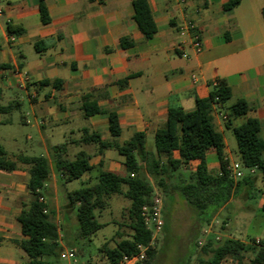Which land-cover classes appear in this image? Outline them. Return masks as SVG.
<instances>
[{
    "label": "crops",
    "instance_id": "crops-1",
    "mask_svg": "<svg viewBox=\"0 0 264 264\" xmlns=\"http://www.w3.org/2000/svg\"><path fill=\"white\" fill-rule=\"evenodd\" d=\"M44 1L48 23L41 20L39 0H0V64L7 65L0 69V105L17 102L21 123L36 131V144L44 149L39 155L46 156L52 168L45 191L53 194L59 183L53 162L55 145L66 142L65 157L69 159L82 150L90 155L94 168L79 178L83 185L93 184L100 169L123 175L124 156L116 148L100 151L97 143H85L83 137L96 133L102 140L122 144L134 133L145 132L146 143L154 141L170 107L194 109L196 99L208 97L220 79L232 90L230 103H214L211 110L213 124L224 138L225 160L228 164L239 161L237 140L226 125L229 107L237 100L244 99L250 110L245 117L231 118L230 124L257 118L264 139V0H240L229 11L224 10L228 0H148L158 27L149 40L133 19V0ZM188 20L201 36L200 51L193 47L191 34L179 33L180 25ZM9 23L23 31L11 34ZM123 37H130L134 45L123 48ZM24 73L29 81L24 80ZM126 78V83H119ZM85 94L102 109L117 112L119 137L111 135L106 115H84ZM12 121L0 116V127ZM7 136L16 144L15 134ZM26 139L33 141L34 135L28 133ZM61 139L63 142H58ZM0 140L7 142L2 135ZM151 149L155 150V145ZM20 155L28 154L13 156L15 170H0V264L29 261L19 245L25 236L17 216L30 200V165L20 162ZM174 157L179 158L177 151ZM206 160L210 171L220 173L215 149L206 152ZM198 163L194 160L188 168L194 171ZM245 169L254 175V185L242 184L214 219L221 222L224 238L249 243L264 236H236L241 230L232 227L229 214L232 204L237 211L264 210V182L257 168ZM72 181L61 182L66 192L71 191L67 186ZM116 195L121 194L111 197ZM199 255L205 254H194L198 262ZM251 255L248 252L241 261L227 256L221 264H250Z\"/></svg>",
    "mask_w": 264,
    "mask_h": 264
},
{
    "label": "trees",
    "instance_id": "trees-1",
    "mask_svg": "<svg viewBox=\"0 0 264 264\" xmlns=\"http://www.w3.org/2000/svg\"><path fill=\"white\" fill-rule=\"evenodd\" d=\"M239 2L240 0H228L224 4V10H232ZM133 6L135 11L133 19L140 32L145 40L152 39L158 27L148 0H133ZM39 7L42 22H50L44 0H39ZM8 31L15 34L23 30H17L9 23ZM133 45L134 41L130 37L121 39L123 48ZM6 66L0 64V69ZM127 80L128 78L119 83H126ZM1 96L0 88V99ZM231 97L230 86L224 79H220L208 97L196 99L194 109L170 107L165 123L155 133V150L148 148L145 132L134 133L122 144L116 140H102L96 133L86 134L82 141L97 143L100 151L116 148L124 156L126 172L122 175L100 169L93 184L66 192V206L75 210L77 220V233L75 236L66 237L71 238L67 239L68 249L77 256V252L82 253L85 246L91 245L93 234L105 226L98 220L96 211L106 208L108 199L114 194H122L130 200L129 226L133 232L131 237L121 239L114 247L104 246L101 249L106 260L110 264H120L125 256L135 255L140 244L150 246L153 235L147 228L142 214L143 208L152 201L154 187L150 178L155 180L170 199L173 193H178L196 210L198 216L210 209L211 214L200 219L203 222H210L216 212L240 190L242 184L253 186L255 177L251 173L238 180L229 175L228 162L224 158V138L213 124L212 105L225 104ZM18 108L19 104L14 101L0 105V113H8ZM82 109L86 117L94 114L106 115L111 135L114 138L120 136L121 127L117 112L102 109L88 94L83 96ZM249 110L250 107L244 99L237 100L229 107L226 125L237 140L239 161L246 168H257L264 182V139L261 136L260 120L246 117L238 125L230 124L231 118L245 117ZM210 149H215L218 154L220 173H214L208 168L206 152ZM52 150L59 183L82 178L94 168L90 163V155L83 150L79 151L74 159L65 157L66 142L55 145ZM175 151L179 153V158L174 157ZM18 159L30 165L27 183L30 200L24 203L17 216L21 232L25 236L19 241V245L29 256V261L24 264H59L62 250L59 243L61 228L55 220L54 207L48 200L50 192L45 191L46 183L52 174L50 161L43 155H20ZM194 160H198L199 163L192 171L188 167ZM184 167L187 168L186 171L183 170ZM16 168L17 162L8 158L6 149L0 144V170L13 171ZM123 186L127 187L125 191ZM261 191L264 192V189ZM41 197L45 200H41ZM65 218L68 219L67 216ZM248 252L252 254L250 264H264V248H257L251 243L234 238H224L219 242L208 239L202 247L201 254L210 255L208 257L199 255V264H221L227 256L241 261ZM154 256L155 251L152 249L145 264H151Z\"/></svg>",
    "mask_w": 264,
    "mask_h": 264
},
{
    "label": "rangeland",
    "instance_id": "rangeland-1",
    "mask_svg": "<svg viewBox=\"0 0 264 264\" xmlns=\"http://www.w3.org/2000/svg\"><path fill=\"white\" fill-rule=\"evenodd\" d=\"M231 101L229 100L228 102L230 103ZM20 114L21 110L15 109L10 113H2L0 115L3 119L12 118L13 120L11 123L0 127V135L7 140V142L0 140V144L6 147L8 158L10 159H14L13 156L19 152H24L28 155H39L44 150L40 145L36 144V139L38 138L36 131L30 126L21 123ZM228 132L229 135H232L230 131ZM8 133L16 135V144L11 142L9 136H7ZM28 133L34 135L33 141L26 139ZM58 142H63V140L61 139ZM147 144L150 149L155 145L152 139H149ZM183 170L186 171L187 168L184 167ZM244 171L248 174L246 169ZM258 174L260 175L259 171ZM150 181L154 187L152 199L155 195H159L162 199L164 226L160 232L154 234L155 236L147 249V258L137 263L145 264L149 259V251L154 249L155 256L151 260V264H199L197 256H194V254L201 252L203 245L208 239H214L215 242L224 239V231L220 226L221 222H216V219H214L215 215L210 222L201 221L200 219L211 214L210 209L198 216L196 210L190 207L178 193H173L170 199L154 179L150 178ZM82 186L84 185L81 183V179H76L69 183L67 188L68 190H74ZM53 192V194L49 193L48 200L54 207V217L61 228L62 243L65 248H69L67 239L71 240V238L66 237L67 235L75 236L77 233L76 212L73 208L66 206L67 199L64 184L58 183L56 190L54 189ZM130 205V200L122 194L116 195L114 199L112 197L109 198L107 207L96 211L98 220L104 222L105 227L93 234L91 245L84 247L83 254L77 252L76 263H68L59 259V264H110L101 249L104 246L112 248L121 239L131 237L133 231L129 226ZM229 211H231L229 214L233 220L232 227H238L241 230V233H237L236 236L241 238H253L256 235L264 236V210L248 212L239 209L237 211L235 205L232 204ZM66 216L68 217L67 220ZM220 217L218 220H220ZM240 227L242 228L240 229ZM208 255L210 254H205V257ZM248 257L250 258V256Z\"/></svg>",
    "mask_w": 264,
    "mask_h": 264
},
{
    "label": "built area",
    "instance_id": "built-area-1",
    "mask_svg": "<svg viewBox=\"0 0 264 264\" xmlns=\"http://www.w3.org/2000/svg\"><path fill=\"white\" fill-rule=\"evenodd\" d=\"M0 14H2V9L0 8ZM179 33L181 35H187L191 34L192 37V45L195 48L196 51H200L202 49V39L200 34L196 31L195 24L191 21H185L183 22L180 27H179ZM14 39L13 37H11ZM24 80L29 81V78L25 73L23 74ZM195 78V75H193ZM217 85V82L215 83V86ZM218 98H216L217 100ZM246 167L240 162V161H234L231 162L227 165V169L229 171V175L235 179H241L243 176H245L244 169ZM253 168H248L250 170H253ZM41 200H45L44 197L40 198ZM143 217L145 220V224L148 229L152 231L153 237L155 236L154 234H157L158 232L161 231V229L164 226V219H163V206H162V199L159 197V195H155L151 201L150 205H146L143 208ZM59 243L62 245L63 249L61 250L60 253V259L64 262L68 263H76L77 262V256L75 253L68 249L65 248L63 243H62V238L60 235ZM249 243L254 245L257 248H264V237H255L253 238ZM151 244V243H150ZM149 246L146 245H139L138 246V252L133 255V256H125L123 260L121 261L122 263H128V264H135L140 260H144L147 258V249Z\"/></svg>",
    "mask_w": 264,
    "mask_h": 264
}]
</instances>
